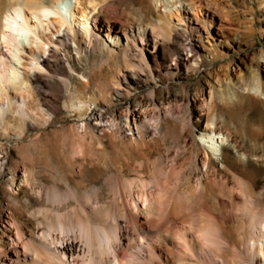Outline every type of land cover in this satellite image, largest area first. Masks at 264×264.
Segmentation results:
<instances>
[{"label":"bare ground","instance_id":"bare-ground-1","mask_svg":"<svg viewBox=\"0 0 264 264\" xmlns=\"http://www.w3.org/2000/svg\"><path fill=\"white\" fill-rule=\"evenodd\" d=\"M112 3V0H0V133L6 134L15 119L24 121L37 111L34 97L39 96L38 105H46L54 89L73 86L76 83L73 73L80 74L76 64L84 56L115 63L108 80L103 82L82 75V83L99 88L98 101L83 100L73 93L72 107L79 111L90 110L80 126L87 130L93 123L96 131H104L105 125L101 123L108 120L106 114L112 113L107 102L109 97L117 101L128 98L155 77L169 80L190 76L207 61L209 50L218 47L220 42L228 45L230 38H235L234 33L239 31L225 0H145L140 11L126 19L113 17L116 10ZM259 3L264 9V0ZM136 27L143 46L135 43ZM245 31L251 36L255 32L253 26ZM261 32L264 35V26ZM120 34L126 36L125 44L120 42ZM28 38L32 40L25 45L24 39ZM133 46L144 59H148L149 52L147 67L138 68L136 56L132 54ZM22 52L27 53L29 61L26 65L29 71L24 76L18 67ZM213 53L212 61L220 58V53ZM260 56L264 60V51ZM252 89L264 95L260 64L255 74L241 76L236 94L239 98H255L264 105L262 97L250 96ZM207 96V90L203 89L195 98V102H201L199 109L209 107ZM134 116L135 121L144 123L143 110L136 109ZM196 125L211 150L198 154L207 177L201 179L200 193L193 192L202 211L198 227L205 235L198 247H192L188 227L195 224L182 213L184 205H176L173 214L181 215L184 221L179 227L180 240H173L172 248L168 249L166 264L186 259L197 264H264V154L244 149L240 140L208 112H198ZM224 138L243 155L237 156ZM198 146L204 147L200 143ZM8 155L0 142V178L6 169ZM216 158L223 168L218 166ZM178 164L177 159L174 167ZM231 172L235 178L241 176L242 179L237 180L230 194L218 195L216 180L221 179L223 187H228ZM26 173L25 184L20 190L27 193L29 199L21 201L10 193L14 201L10 204L12 222L8 223L13 227L21 226V218L25 217L31 225L38 224L39 231L34 236L38 243L31 245L30 264H137L145 260L141 248L135 247L129 255L122 244V228L118 224L121 204L116 216L99 207L84 195L83 180H70L68 186L75 187L76 193L58 199L59 193L51 195L47 190L45 194L41 181L30 177L28 170ZM83 175L80 172V177ZM168 181L166 178L163 183ZM136 182L135 179L127 180L124 187L134 195L131 203L134 212L140 210L141 205L147 208L152 199L147 193L134 194ZM15 183L13 177L9 182L13 191ZM36 184L42 188L37 189ZM28 185L32 186L31 190ZM74 204L83 208L73 207L67 211V205ZM235 213L237 223L227 227ZM216 214L223 217L221 228L214 224ZM69 226L75 230L71 236L66 232ZM152 255L154 250L151 259Z\"/></svg>","mask_w":264,"mask_h":264},{"label":"rangeland","instance_id":"rangeland-1","mask_svg":"<svg viewBox=\"0 0 264 264\" xmlns=\"http://www.w3.org/2000/svg\"><path fill=\"white\" fill-rule=\"evenodd\" d=\"M112 1L115 19L134 16L145 3V0ZM225 4L233 12V22L239 28L234 33L236 39L231 37L228 45L220 42L218 47L209 50L211 53L206 54L207 61L201 69L188 77L169 80L155 77L134 90L128 98L117 101L109 97L107 102L112 113L106 114L108 120L101 123L105 125L104 131H96L93 123L87 130L80 126L90 110L74 109L73 93L83 100L98 101L99 88L82 83V75L103 82L108 80L115 63L84 56L76 64L80 74L73 73L76 78L73 86L54 89L46 105H38L39 96L34 97L33 105L37 111L24 121L15 119L6 134L0 133V142L9 153L6 169L0 178V264H30L33 257L31 245L38 243L34 237L39 231L38 224L31 225L25 217L21 218V226L13 227L8 223L12 222L10 204L14 201L10 193L21 201L29 199L27 193L20 190L25 184L27 170L30 177L35 176L41 181L45 194L47 190L51 195L59 193L58 199L76 193L75 187L70 189L68 186L70 180H83L84 195L92 198L99 207L116 216L121 204L118 224L122 228V244L129 255L136 250L135 247L142 249L145 260L137 264H166L168 249L172 248L173 240H180L179 227L184 221L181 215L173 214L176 205H184L183 212H179L186 213L188 221L195 224L188 227V240L192 247L199 246L205 234L198 227L202 211L193 192L200 193L201 179L207 177L198 154L203 155L209 148L196 125L198 112H208L216 118L222 127L240 140L244 149L264 154V105L255 98H239L236 94L241 76L255 74L259 64L264 76V60L260 56L264 51L261 32L264 9L259 0H225ZM250 26L255 30L253 36L245 31ZM137 28L134 40L136 45L143 46ZM101 39L103 41V37ZM29 40L32 39H24L25 45ZM120 42H127L125 35L120 34ZM216 51L221 56L212 61ZM132 54L136 56L138 68L148 66L149 52L148 59H144L133 46ZM20 55L22 60L18 67L24 76L29 71L26 67L28 55L25 52ZM203 89L207 90L209 107L201 110V102H195V98ZM250 94L264 99L257 89H252ZM136 109L143 110L144 123L135 121ZM223 141L233 147L237 156L243 155L226 138ZM198 143L204 147H199ZM177 159L179 164L174 167ZM216 161L223 168L220 159L216 158ZM173 167L175 169L171 171ZM13 177L16 178L14 191L9 186ZM166 178L169 181L163 183ZM229 178L228 187H223L221 179L216 180L218 195L227 196L237 180L242 179L241 176L235 178L232 172ZM131 179L137 181L134 194L143 192L152 197L148 207L141 205L137 212L131 208L134 195L124 188L125 182ZM161 184L164 185L162 192ZM34 187L42 188L40 184ZM28 188L31 190L32 186L28 185ZM73 207L83 208L76 204L67 205V211ZM215 216L214 224L221 228L223 217L220 214ZM232 223H237L236 213L226 226ZM66 232L71 236L75 230L69 226ZM173 263L197 264L191 259Z\"/></svg>","mask_w":264,"mask_h":264}]
</instances>
